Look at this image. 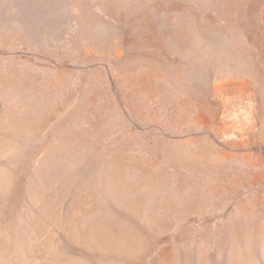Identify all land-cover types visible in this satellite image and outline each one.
<instances>
[{"label":"rangeland","instance_id":"374dc122","mask_svg":"<svg viewBox=\"0 0 264 264\" xmlns=\"http://www.w3.org/2000/svg\"><path fill=\"white\" fill-rule=\"evenodd\" d=\"M0 264H264V0H0Z\"/></svg>","mask_w":264,"mask_h":264}]
</instances>
